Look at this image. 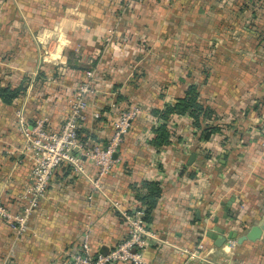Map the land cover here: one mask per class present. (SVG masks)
<instances>
[{
    "label": "crops",
    "instance_id": "crops-1",
    "mask_svg": "<svg viewBox=\"0 0 264 264\" xmlns=\"http://www.w3.org/2000/svg\"><path fill=\"white\" fill-rule=\"evenodd\" d=\"M86 81L101 113L80 126L88 140H110L112 103L141 112L102 190L61 165L23 235L0 216V264L7 256L8 264H61L87 226L93 251L108 252L128 236L110 199L144 209L138 195L148 181L161 187L144 220L162 239L143 251L150 264H200L186 263L177 247H194L214 225L243 233L264 216V0H0V88L18 91L10 100L0 93V197L12 212L26 202L34 166L16 109L31 124L47 117L57 129ZM191 81L214 111L204 123L218 131L199 139L192 118L174 115L170 143L153 146L152 111L175 103ZM84 162L96 176L97 167ZM204 242L221 264H264V233L241 244L228 240V253L207 236Z\"/></svg>",
    "mask_w": 264,
    "mask_h": 264
},
{
    "label": "built area",
    "instance_id": "built-area-1",
    "mask_svg": "<svg viewBox=\"0 0 264 264\" xmlns=\"http://www.w3.org/2000/svg\"><path fill=\"white\" fill-rule=\"evenodd\" d=\"M112 28L108 31L107 42H111V35L115 33ZM93 76L92 72L87 73ZM35 75V74H34ZM34 76L30 82L29 89L34 84ZM89 81L79 86V92L70 101V112L67 119L57 128L49 129L48 118L41 117L34 123H29L19 107L15 115L19 122V129L24 136V147L32 152L34 166L30 177V185L22 198L26 200L22 210L12 212L0 197V216H2L14 231L17 237L23 235L28 230V219L35 211L45 196L46 189L57 167L68 166L73 172L87 176L93 184L95 190H102L103 178L112 172L115 162V153L131 128L132 121L141 112L137 105L120 107L116 103L111 104L117 116L111 119L113 133L106 145L83 141L79 135L82 123L86 122L91 115L97 119L101 117L99 110L94 109V105L88 100L87 94L91 92ZM91 111V114L89 112ZM170 121V120H169ZM162 120L156 117V124ZM169 126V124H168ZM260 132L264 136V121L261 124ZM84 159L97 167V174L94 177L87 175ZM93 198L89 195V199ZM113 207L120 212L126 220L128 226V236L123 241L114 245L108 252H94L90 242V231L87 226L83 233L78 250L69 253L62 259L61 264H117L121 262L129 264H150L143 256V251L147 247L157 242H162L158 234L149 229L143 219V208L128 210L122 207L119 200L110 199ZM199 242L192 248L177 247L185 262L196 261L200 264H221L213 256L215 249H210L204 242L206 233L202 234ZM221 250L228 253L227 248L222 246ZM9 257L2 264H8Z\"/></svg>",
    "mask_w": 264,
    "mask_h": 264
},
{
    "label": "trees",
    "instance_id": "trees-1",
    "mask_svg": "<svg viewBox=\"0 0 264 264\" xmlns=\"http://www.w3.org/2000/svg\"><path fill=\"white\" fill-rule=\"evenodd\" d=\"M0 93L5 94L6 99L10 100L15 97L18 91L0 88ZM154 115L162 120L155 128L156 136L151 140V144L155 147H160L170 143V130L168 129V122L174 115H188L193 120V125L197 129V137L202 140H207L213 133H216L219 129L216 125L205 124L204 121L207 118H211L214 115V111L211 107L206 105L200 98V89L196 83L188 85L187 90L183 96L178 97L175 103L168 104L165 109H154L152 111ZM81 129H79V135L83 141L88 138L83 135ZM146 192L139 194L138 199L145 206L143 219H150V211L154 208L158 197L161 194V187L158 181H148L145 184Z\"/></svg>",
    "mask_w": 264,
    "mask_h": 264
},
{
    "label": "water",
    "instance_id": "water-1",
    "mask_svg": "<svg viewBox=\"0 0 264 264\" xmlns=\"http://www.w3.org/2000/svg\"><path fill=\"white\" fill-rule=\"evenodd\" d=\"M116 156V153L114 157ZM195 155H192L194 158ZM229 204L225 206V213L223 217H227V210L229 208ZM261 219H256L254 224L245 232L239 233L237 229H226L225 227L214 225L212 228L206 231V236L213 240L214 245L216 247H222L224 244L230 239H236L238 243H243L246 240L255 241L259 239L264 233V216H261ZM219 219L218 216L213 218L214 222H217Z\"/></svg>",
    "mask_w": 264,
    "mask_h": 264
},
{
    "label": "rangeland",
    "instance_id": "rangeland-1",
    "mask_svg": "<svg viewBox=\"0 0 264 264\" xmlns=\"http://www.w3.org/2000/svg\"><path fill=\"white\" fill-rule=\"evenodd\" d=\"M46 48H47V47L43 48V51H44V52L46 51Z\"/></svg>",
    "mask_w": 264,
    "mask_h": 264
}]
</instances>
